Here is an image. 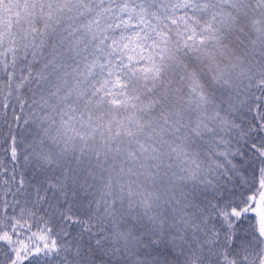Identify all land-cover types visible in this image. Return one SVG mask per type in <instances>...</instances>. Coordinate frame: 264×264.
Returning a JSON list of instances; mask_svg holds the SVG:
<instances>
[{
  "label": "snow or ice",
  "instance_id": "obj_1",
  "mask_svg": "<svg viewBox=\"0 0 264 264\" xmlns=\"http://www.w3.org/2000/svg\"><path fill=\"white\" fill-rule=\"evenodd\" d=\"M0 264H264V0H0Z\"/></svg>",
  "mask_w": 264,
  "mask_h": 264
}]
</instances>
